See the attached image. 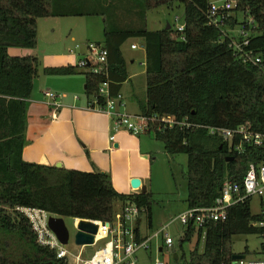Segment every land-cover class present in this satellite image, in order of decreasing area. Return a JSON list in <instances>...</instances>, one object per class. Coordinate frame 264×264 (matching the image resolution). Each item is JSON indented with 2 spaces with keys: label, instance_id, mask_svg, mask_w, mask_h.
<instances>
[{
  "label": "trees",
  "instance_id": "16d2710c",
  "mask_svg": "<svg viewBox=\"0 0 264 264\" xmlns=\"http://www.w3.org/2000/svg\"><path fill=\"white\" fill-rule=\"evenodd\" d=\"M235 1L237 8L213 26L208 19V0H140L145 11L182 6L185 32L171 26L156 31H104L111 97H116L129 79L122 46L131 39L144 42L147 101L142 115L150 119L146 133L162 142L170 156H187L189 209L213 207L227 180L241 184L251 164L264 165V146L243 144L245 152L240 154L235 151L241 144L240 136L225 140L210 132L212 128L237 129L248 124L253 132L264 134V70L244 63L231 46L232 38L241 41L232 34L241 12L245 15L242 26L250 32L244 52L261 57L264 66V0ZM77 6L73 0H0V264H68L67 259L59 260L54 250L40 244L32 222L21 209L112 223L118 212L116 202H131L145 210L152 221L150 193L125 196L114 189L109 174L28 163L23 158L39 62L36 57H13L9 50L36 48L39 19L97 15ZM44 74L56 77L77 72L76 67H58L45 68ZM83 75L88 101L97 99L98 105L104 106L105 100L98 93L106 78ZM154 117L157 119L151 120ZM164 117H171L174 124L162 122ZM251 202L248 199L230 208L225 222L211 223L205 241L204 230L190 224L181 247L195 235L198 238L189 258L184 255L185 264H235L234 236L264 237V228L255 226L264 221V215H254ZM136 233L137 240H142L139 230ZM260 253L264 259V241Z\"/></svg>",
  "mask_w": 264,
  "mask_h": 264
},
{
  "label": "crops",
  "instance_id": "0c3cea01",
  "mask_svg": "<svg viewBox=\"0 0 264 264\" xmlns=\"http://www.w3.org/2000/svg\"><path fill=\"white\" fill-rule=\"evenodd\" d=\"M123 46L122 54L128 65L129 79L122 85L120 91L125 100V107L121 111L132 116H141L142 105L147 101V55L144 42L140 40V55L132 54L127 57ZM133 46L136 48L133 49ZM131 50L136 52L139 47L137 44H132ZM70 77L73 76H56L65 79L62 83L65 85L69 84L66 79ZM138 84H140V98L136 93ZM130 88H133V91ZM85 90L86 84L82 83L71 97L68 90L60 89L56 93L55 100L46 98L45 94L50 92L48 89L41 90L43 97L33 92L28 113V144L23 151L24 160L28 163L55 167L60 163L62 168L67 170L109 174L114 189L125 196L143 194L141 189H133L131 186L132 180L136 178L141 180V187L146 189V194L150 193L155 197L162 193L159 188L160 183L155 181L161 180V173L154 177L155 164L159 159L156 138L149 133L136 136L126 131L114 132L111 117L94 108V101H88ZM164 182L165 193L176 188L170 177H166ZM173 199L169 201L175 203L173 209L167 204L171 210L166 208L159 210L158 216H154L152 212L151 223L147 217L145 222L142 217L136 221L135 228L139 230L140 239L152 236L155 229L158 233L166 227L167 231L169 228H174L180 234L184 232L183 226L168 225L173 217L189 210L188 194L185 207L181 206L180 200L176 201L175 197ZM123 207V203L116 202L118 212ZM153 244L158 247V254L163 253L164 244L161 239L154 241ZM201 249L203 252V244Z\"/></svg>",
  "mask_w": 264,
  "mask_h": 264
},
{
  "label": "rangeland",
  "instance_id": "374dc122",
  "mask_svg": "<svg viewBox=\"0 0 264 264\" xmlns=\"http://www.w3.org/2000/svg\"><path fill=\"white\" fill-rule=\"evenodd\" d=\"M58 1V0H57ZM71 1V0H61ZM77 2V7L80 10L93 11L97 15L86 17H67V18H44L38 20V41L34 49H20L11 48L9 54L13 57H36L38 59L39 75L36 79V86L34 93L39 97L42 96L41 90H47L56 96L60 89L68 90L71 97L75 95L76 90L82 83L85 85L84 73L78 69L80 60H83L87 55V45L89 43H102L105 42L104 31L106 28L114 29H145L149 31H156L166 28L170 25L173 29L177 28L184 22V8L175 5L173 8L160 7L151 11H145L141 6L140 0H73ZM71 4V3H70ZM239 24L235 27L232 34L237 35L242 29V23L245 20L243 13L237 15ZM179 18L180 20H176ZM137 44L138 51L131 50V45ZM79 47V48H77ZM123 51L127 57L132 54L140 55V40L131 39L123 46ZM58 68V67H76L77 74L71 75L66 79L69 84L65 85V79L56 78L55 76H47L44 74L45 68ZM140 81V79H138ZM132 87V86H131ZM133 91V88H130ZM136 93L140 98V84L137 85ZM82 94V93H81ZM82 96L85 98L84 94ZM62 97V96H60ZM47 98V97H46ZM137 98V97H135ZM50 99V98H48ZM52 100V99H50ZM148 134V133H144ZM153 135V134H150ZM154 136V135H153ZM158 147L159 157L158 162L155 164V178L161 173L160 188L162 193L153 197L152 212L154 216H158L159 210H171L168 205H175L173 202L174 197L176 201H181V206L185 207V200L188 194V182L185 178L187 169L188 158L186 155L170 156L165 151V146L162 142L156 140ZM170 156V157H169ZM170 177L172 182L176 185L174 190H168L165 193L166 187L164 180ZM154 178V179H155ZM169 183L167 182V189ZM156 186V189H158ZM172 191V192H171ZM183 200V201H182ZM259 199L253 198L251 202V211L254 215L261 213V206ZM177 215V214H176ZM49 215L48 217H50ZM179 216V215H178ZM162 217V215L160 216ZM145 222L146 214L142 215ZM66 226L68 227L71 240L67 249L72 254L68 259V264H75L74 255L83 250V258L90 259L97 250L103 247L104 242H100L94 246H88L82 249L74 243V236L76 234L75 220L71 218H64ZM145 223L143 224V229ZM182 229H185L182 227ZM152 235L157 231L153 230ZM184 231V230H182ZM171 238L174 240V249L178 254L179 260L176 261L172 249L164 247L163 253H157V247L152 245L151 250L141 251L138 254V264H155V260L159 259L163 264H185L183 259L189 258L190 253L195 249L198 236L195 235L191 242L185 243L181 247V240L183 233H178L174 228H169L167 231ZM202 241H205L204 235ZM263 237L259 235H238L232 238V249L235 255H243L246 257L247 262L262 260L260 247L263 242ZM162 245V243H160ZM200 247V251H201ZM236 264V263H235Z\"/></svg>",
  "mask_w": 264,
  "mask_h": 264
},
{
  "label": "built area",
  "instance_id": "2783aa9c",
  "mask_svg": "<svg viewBox=\"0 0 264 264\" xmlns=\"http://www.w3.org/2000/svg\"><path fill=\"white\" fill-rule=\"evenodd\" d=\"M208 19L209 24L218 26L227 15L237 8L235 0H208ZM225 12V14H224ZM176 20H180L176 18ZM249 25H253L250 21ZM178 32H185V23L177 27ZM226 37L228 35L224 33ZM235 36L241 41L233 40L232 47L236 49L242 56L244 63H250L261 70H264L263 60L259 56H255L252 51L245 53L244 47L250 43V32L242 26L241 31ZM234 37V36H233ZM183 39H185L183 37ZM79 48V47H77ZM133 49L136 46L132 47ZM78 69L83 73L94 75H102L106 78L99 88V97L105 100V105H98V100L94 101V108L106 113L113 121L114 132L126 131L132 135L140 136L148 130L149 118L139 115L132 116L122 112L125 107V100L121 93L116 97L110 96V83L108 72V51L103 44L89 43L87 45V55L83 60H80ZM47 98L56 99L53 93L47 92ZM157 117L151 118L156 120ZM162 122L165 124H174L171 117H164ZM211 134L219 135L225 140H233L236 136L241 137V144L235 147L238 153L245 152L243 144H248L255 147L264 146V134L255 133L250 125H242L237 129H222L212 128ZM112 140L114 138L112 137ZM257 198L260 201L261 213L264 215V165L256 166L251 164L248 172L245 175L244 181L240 184L235 181L227 180L221 189V196L216 204L210 208L189 209L187 212L173 217L168 226H183L185 229L190 225H195L198 229L204 230V239L207 227L211 223H221L228 219L230 208L245 202L248 199ZM21 212L30 219L33 228L38 235V240L41 245L54 250L57 253L59 260L69 259L71 257L67 246L61 244L56 235L48 226L49 215L47 212L37 209H21ZM145 214V210L139 208L137 204L128 202L124 204L121 211L115 215V220L110 222L93 221L99 225L98 235L96 236V244L104 242L103 247L95 252L90 259L83 258V250L74 255L75 264H138V254L141 251L151 250L154 241L162 240L164 247L174 249V240L167 233V227L160 232L153 234L150 237L137 240L135 224L136 221ZM78 219H76V222ZM264 228V221L257 225ZM184 229V230H185ZM184 235V232H183ZM264 240V237H263ZM95 244V245H96ZM83 247L82 249H84ZM158 250V247H157ZM236 264H264V259L259 261L247 262L246 258L242 261L235 262ZM155 264H163L159 259L155 260Z\"/></svg>",
  "mask_w": 264,
  "mask_h": 264
},
{
  "label": "water",
  "instance_id": "95a60500",
  "mask_svg": "<svg viewBox=\"0 0 264 264\" xmlns=\"http://www.w3.org/2000/svg\"><path fill=\"white\" fill-rule=\"evenodd\" d=\"M167 29H170V25L167 26ZM232 160V159H231ZM57 168H62V165L59 163L56 165ZM133 189H141L143 194H146V189L141 187V180L133 179L131 182ZM48 226L50 230L56 235L61 244L68 246L71 240V234L66 226L64 218L56 217L51 215L48 220ZM76 234L74 236V243L79 247H88L94 246L96 244V236L98 235L99 225L95 224L91 220L78 219L75 222ZM174 258L178 261V254L176 250L173 249ZM246 257L243 255H234L233 261L238 262L244 260ZM53 264V263H48Z\"/></svg>",
  "mask_w": 264,
  "mask_h": 264
}]
</instances>
